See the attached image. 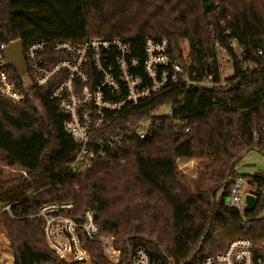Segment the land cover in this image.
Returning a JSON list of instances; mask_svg holds the SVG:
<instances>
[{
	"label": "trees",
	"instance_id": "trees-1",
	"mask_svg": "<svg viewBox=\"0 0 264 264\" xmlns=\"http://www.w3.org/2000/svg\"><path fill=\"white\" fill-rule=\"evenodd\" d=\"M96 38L121 39L140 58L147 39L167 38L173 58L198 81L218 78L219 42L234 60L236 81L228 92L176 85L129 112L117 129L150 120L146 139L130 136L121 151L125 163L111 156L78 173L69 168L79 148L50 88L23 103L0 97V162L26 172L0 173V204L9 206L0 220L14 264H68L49 248L44 220L36 216L51 202L72 203L65 215L76 223L91 211L101 235L114 236L120 264H132L141 247L162 264H202L232 240L263 241L264 217H256L264 214V174L241 175L237 167L250 151L264 155V0H0V41L6 44H83ZM231 40L243 47L244 63ZM9 74L23 89L13 66ZM162 106H170L171 116L153 117ZM181 159L207 161L204 175L213 188L191 190L178 168ZM239 176L255 188L246 222L225 206ZM34 189L41 193L29 195ZM78 233L93 264H115L100 243Z\"/></svg>",
	"mask_w": 264,
	"mask_h": 264
},
{
	"label": "built area",
	"instance_id": "built-area-1",
	"mask_svg": "<svg viewBox=\"0 0 264 264\" xmlns=\"http://www.w3.org/2000/svg\"><path fill=\"white\" fill-rule=\"evenodd\" d=\"M8 45L0 41V97L23 103L37 90L51 89V100L66 117L65 130L79 148L69 168L71 173L91 168L111 156L125 163L127 159L121 151L131 135L146 139L150 120L134 126L127 123L123 129H117L118 122L176 85L184 86L185 91L225 89L228 92L236 81L232 80L234 60L219 42L214 44L219 60L218 78L210 76L198 81L190 78L187 67L173 58L167 38L147 39L143 58L134 55L131 45L121 39L96 38L83 44L58 41L52 45L40 42L24 47L27 72L21 75L23 89H19L10 78L11 64L5 57ZM229 46L238 61L244 63L243 47L235 40ZM182 131L188 132L185 122ZM257 135L254 132V137ZM11 171L26 176L25 171L13 168ZM247 188V181L239 176L225 200V206L238 211L243 222L247 220L245 198L252 194ZM30 192L29 195H34ZM72 209V203L64 202L46 203L40 208L36 216L44 220L49 248L68 264H93L80 240L78 231L82 230L91 241L100 243L103 254L111 262L120 264L121 253L114 246V236L101 235L91 211L85 213L83 223H76L65 215ZM3 210L9 211V206ZM263 217L264 214L256 219ZM132 264L162 263L153 261L141 247L134 252ZM202 264H264V240H232L223 252L206 256Z\"/></svg>",
	"mask_w": 264,
	"mask_h": 264
},
{
	"label": "rangeland",
	"instance_id": "rangeland-1",
	"mask_svg": "<svg viewBox=\"0 0 264 264\" xmlns=\"http://www.w3.org/2000/svg\"><path fill=\"white\" fill-rule=\"evenodd\" d=\"M183 57L187 59L188 57V44L183 42L182 45ZM29 81V77L26 76ZM171 114L170 106H162L158 111L153 114V117L169 116ZM207 165V161L195 159L194 161H181L178 162V168L185 176V182L188 184L191 190L196 191L198 189L210 190L213 188L214 183L205 177L204 172ZM237 171L241 175H250L255 173L264 174V155L256 152L250 151L245 155L241 163L237 167ZM5 175H11L13 172L0 162V173ZM254 187L247 188V191L253 193ZM30 193H41V191L32 190ZM3 210L0 204V212ZM13 255L9 249V240L6 237L2 223L0 220V264H7L11 261ZM10 256L11 259L8 257Z\"/></svg>",
	"mask_w": 264,
	"mask_h": 264
},
{
	"label": "water",
	"instance_id": "water-1",
	"mask_svg": "<svg viewBox=\"0 0 264 264\" xmlns=\"http://www.w3.org/2000/svg\"><path fill=\"white\" fill-rule=\"evenodd\" d=\"M24 45L21 41L10 43L5 50V57L8 62L15 68L18 74L23 75L27 72V65L24 58ZM246 210H251L255 206L256 198L248 194L245 198Z\"/></svg>",
	"mask_w": 264,
	"mask_h": 264
},
{
	"label": "crops",
	"instance_id": "crops-1",
	"mask_svg": "<svg viewBox=\"0 0 264 264\" xmlns=\"http://www.w3.org/2000/svg\"><path fill=\"white\" fill-rule=\"evenodd\" d=\"M195 159H181V160H179L178 162H181V161H194ZM10 256H12V259H11V261H8L7 262V264H14V257H13V255H10Z\"/></svg>",
	"mask_w": 264,
	"mask_h": 264
},
{
	"label": "bare ground",
	"instance_id": "bare-ground-1",
	"mask_svg": "<svg viewBox=\"0 0 264 264\" xmlns=\"http://www.w3.org/2000/svg\"><path fill=\"white\" fill-rule=\"evenodd\" d=\"M10 259H11V257L10 256H8Z\"/></svg>",
	"mask_w": 264,
	"mask_h": 264
}]
</instances>
